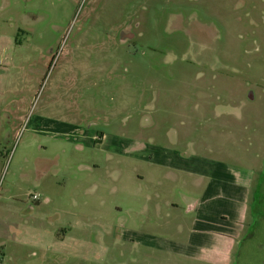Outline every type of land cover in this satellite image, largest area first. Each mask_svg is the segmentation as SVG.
<instances>
[{"label":"rangeland","instance_id":"1","mask_svg":"<svg viewBox=\"0 0 264 264\" xmlns=\"http://www.w3.org/2000/svg\"><path fill=\"white\" fill-rule=\"evenodd\" d=\"M2 91L7 253L264 264V0H0Z\"/></svg>","mask_w":264,"mask_h":264},{"label":"crops","instance_id":"2","mask_svg":"<svg viewBox=\"0 0 264 264\" xmlns=\"http://www.w3.org/2000/svg\"><path fill=\"white\" fill-rule=\"evenodd\" d=\"M6 98H7V92L2 91L1 100H0V156H2L3 147L5 145H7V113H9V110H7L8 106H7ZM17 113H18V111L13 112L15 119H18ZM8 125L10 127H12L11 122ZM4 127L6 129L5 134H4L5 136L1 133V130ZM13 128L16 129L17 125H15ZM8 137H9V134H8ZM166 166L168 168L172 167V165H170V164H167ZM162 167H164V166L162 165ZM1 173H2V171H1ZM1 173H0V176H1ZM4 182H6V178H5ZM2 186H4V188H5V196H6L7 195V184H3ZM174 203H175L174 201H172L171 199H168L165 201V206H167V207L170 206L175 211H180L182 208L179 206H177V207L174 206L173 205ZM201 209H203V203L200 202L199 199H196L194 203H190V206L186 208L184 213L185 214H193L194 212L201 210ZM156 212L159 215L161 214V207L158 205L156 208ZM169 218H170L169 214L167 216H165L164 227H165V230L167 232L166 234L157 236L154 233H145V234L141 233V234L137 235V238L139 240H141V241L143 240V242L148 241L144 245V247L146 249H149L148 252H150V250H154V251H159V252L165 253L166 254L165 260H166V262H168L167 264H171L170 263L171 261L175 262L176 260L177 261L182 260V259H177V257H175L174 255L183 256L184 253L181 252L180 250L178 251V249L185 246V244L177 242L175 238H172L171 236L168 235L167 221ZM178 229L180 232L182 227L179 226ZM178 235H180V233ZM65 241H66V239L64 237H62V239L58 242H61V244L64 245ZM18 252H20V253H18ZM22 252L20 250V251H11V252L7 253V234H0V264H8V263L9 264H27V262H24V258L21 256ZM54 253H53V255L55 257L54 258L51 257L50 259L48 258V256H45L44 254H42L43 264H59L60 259L64 260V258H66V257L71 258V256H80V254H81L80 252H76V251H59L58 249H57V252H54ZM83 256H87V255H83ZM175 264H177V263H175Z\"/></svg>","mask_w":264,"mask_h":264},{"label":"flooded vegetation","instance_id":"3","mask_svg":"<svg viewBox=\"0 0 264 264\" xmlns=\"http://www.w3.org/2000/svg\"><path fill=\"white\" fill-rule=\"evenodd\" d=\"M103 138L105 139V138H106V136H105V135H103V136H102V138H97V140L99 139L100 141H102V140H103ZM194 202H195V201H193L192 199L190 200V202H188V201H187V202H186V204H187V207H189V206H190V203H194ZM173 205H174V206H176V207H177V206H179V207H180V205H178L177 203H174Z\"/></svg>","mask_w":264,"mask_h":264},{"label":"built area","instance_id":"4","mask_svg":"<svg viewBox=\"0 0 264 264\" xmlns=\"http://www.w3.org/2000/svg\"><path fill=\"white\" fill-rule=\"evenodd\" d=\"M39 199V197L38 196H33V200H38Z\"/></svg>","mask_w":264,"mask_h":264}]
</instances>
